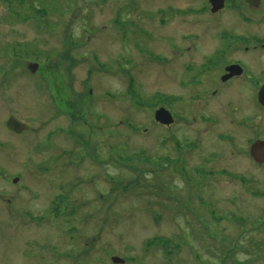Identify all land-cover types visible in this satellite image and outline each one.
<instances>
[{
	"label": "rangeland",
	"instance_id": "rangeland-1",
	"mask_svg": "<svg viewBox=\"0 0 264 264\" xmlns=\"http://www.w3.org/2000/svg\"><path fill=\"white\" fill-rule=\"evenodd\" d=\"M160 7L159 0H0V137L9 116L33 128L14 142V159L0 147V175L17 174L39 146L44 156L52 152L55 207L62 185L69 192L63 211L33 226L5 214L4 264L15 256L19 264H264V197L217 179L202 186L209 199L199 200L186 196L189 184L170 168L160 175L153 118L164 92ZM174 14L167 21H216ZM127 20L150 29L144 49ZM237 161L223 166L264 189V168ZM42 193L45 200L50 188ZM30 207L40 215L43 206ZM31 251L36 257L25 260Z\"/></svg>",
	"mask_w": 264,
	"mask_h": 264
},
{
	"label": "flooded vegetation",
	"instance_id": "flooded-vegetation-1",
	"mask_svg": "<svg viewBox=\"0 0 264 264\" xmlns=\"http://www.w3.org/2000/svg\"><path fill=\"white\" fill-rule=\"evenodd\" d=\"M182 1L159 0L160 33L156 37L163 48L157 59L164 92L160 93L158 108L168 111L172 119L169 124L156 122L161 130L160 175L170 168L172 175L181 176L189 184L186 196L199 200L209 199L202 186L214 184L217 179L249 185L248 192L264 197V189L250 188L251 179L223 166L229 159H241L259 170L264 168V0H184L188 3L181 7ZM216 1L222 6L213 11ZM185 10L216 21H167L168 14L173 16L174 11ZM127 21L131 33L142 39L135 37L137 49H144V38L150 36V29L142 23ZM183 27L187 29L184 31ZM32 129L28 124L26 130L16 132L7 126L4 139L0 137L1 149L9 151L5 153L6 159L15 158L14 142ZM254 144L258 147L253 154ZM32 149L34 155L28 164L19 166L17 174L0 175V182L5 183V187L0 184V224L6 214L7 218L33 226L37 217L48 220L54 210L63 211L69 201L68 188L62 185L63 194L58 200L61 207H55L52 152L44 156L39 146ZM45 186L46 190L50 188V194L43 200ZM170 187L168 195L172 198L178 192L175 186ZM35 202L43 206L37 211L40 215L30 207ZM214 212L217 213V207ZM3 228L0 225V238L4 240ZM46 244L52 248V243ZM34 257L31 251L24 258ZM14 258L17 264L22 260L19 256ZM0 264H4L3 260Z\"/></svg>",
	"mask_w": 264,
	"mask_h": 264
},
{
	"label": "water",
	"instance_id": "water-1",
	"mask_svg": "<svg viewBox=\"0 0 264 264\" xmlns=\"http://www.w3.org/2000/svg\"><path fill=\"white\" fill-rule=\"evenodd\" d=\"M214 8L213 11L217 10L218 8H220L222 6V3L220 2H213ZM38 68V64L33 63L30 67L29 70L31 72H35L36 69ZM154 120L158 123H170L172 121L171 119V115L169 114L168 111L162 109V108H158L155 110L154 112ZM7 126L16 132H20L23 130H26L28 128V126L22 122H20L19 120H17L16 118H14L13 116L9 117L7 120ZM258 147L257 144H254L252 147V153L254 154L255 152V148ZM112 262L113 263H122L123 260L121 258L118 257H113L112 258Z\"/></svg>",
	"mask_w": 264,
	"mask_h": 264
}]
</instances>
